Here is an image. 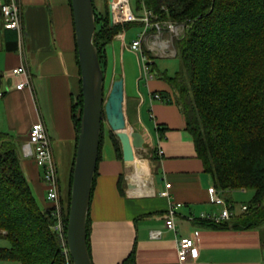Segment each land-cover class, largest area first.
Here are the masks:
<instances>
[{"label":"crops","instance_id":"obj_1","mask_svg":"<svg viewBox=\"0 0 264 264\" xmlns=\"http://www.w3.org/2000/svg\"><path fill=\"white\" fill-rule=\"evenodd\" d=\"M18 1L21 41L15 31L4 28L0 13V132L17 142L21 170L39 205L47 208L43 170L23 156L22 146L31 125L41 122L50 138L60 197L67 204L77 134L74 107L81 91L73 18L69 0ZM110 1L95 0L97 11L104 12L107 6L109 12ZM133 29L142 32L139 27ZM122 35L105 49V89L123 78L128 131L142 133L146 144L144 158L127 168L116 150L115 134L103 127L88 214L92 264H179L181 237L195 240L196 250L185 264H264L263 227L216 228L200 222L201 215L222 210L212 203V191L230 206L232 192L214 187L166 82L157 76L148 82L140 80V71L132 77L124 62L120 74H115L118 57L125 50ZM20 65L28 72L29 86L19 91L14 88L18 78L10 71ZM131 180L138 188L128 189ZM166 184H170L169 194L163 197L160 193ZM177 204L172 231L164 225L165 215ZM153 231L159 236L152 238Z\"/></svg>","mask_w":264,"mask_h":264},{"label":"trees","instance_id":"obj_2","mask_svg":"<svg viewBox=\"0 0 264 264\" xmlns=\"http://www.w3.org/2000/svg\"><path fill=\"white\" fill-rule=\"evenodd\" d=\"M92 1L96 26L93 42L105 75L106 46L126 29L143 28V23L111 25L107 6L100 12ZM143 7L152 13V21L172 22L185 29L175 41L180 70L169 76L159 72L154 62L150 66L171 89L196 155L214 187L222 192L253 193L244 205L246 210L230 220L200 222L216 228L263 225L264 0H136L134 13ZM81 105L80 91L74 107L76 133ZM104 122L103 115L102 130ZM113 138L121 157V147ZM52 214V208L39 205L21 170L17 142L0 132V240L9 243V247H0V261L68 264L52 230ZM86 233L90 254L89 216Z\"/></svg>","mask_w":264,"mask_h":264},{"label":"water","instance_id":"obj_3","mask_svg":"<svg viewBox=\"0 0 264 264\" xmlns=\"http://www.w3.org/2000/svg\"><path fill=\"white\" fill-rule=\"evenodd\" d=\"M76 52L81 82V115L76 134L71 174L66 245L72 264H92L87 247V218L97 168L103 115L119 141L124 165L134 168L144 158L146 139L138 131H128L124 112V80H114L105 94L104 74L93 38L96 30L92 0H70ZM145 183V179L142 180ZM128 189L138 185L132 180Z\"/></svg>","mask_w":264,"mask_h":264},{"label":"built area","instance_id":"obj_4","mask_svg":"<svg viewBox=\"0 0 264 264\" xmlns=\"http://www.w3.org/2000/svg\"><path fill=\"white\" fill-rule=\"evenodd\" d=\"M0 13L3 17V26L6 30L15 31L21 41L22 37V17L21 8L18 0H0ZM109 20L111 25H123L131 22L143 23L141 33L131 42L130 50L138 53L141 61L140 80L148 82L155 78V74L151 70L152 61L149 60L146 53L142 50V43L150 36L149 31H153L152 46L161 53V56L173 57L176 55V50L172 47L173 36H178L183 25L172 22L152 21L153 15L144 7L142 15H136L131 10L130 0H111L109 4ZM125 32L123 31V37ZM168 36L164 39L163 36ZM12 77L18 78V82L14 85L16 90H24L29 86V75L24 65H20L10 71ZM22 153L25 158H30L34 161L36 166L42 168V179L46 189V201L53 209L54 224L53 232L57 235L62 253L66 258L68 264H72L69 252L66 245V222L68 214V205L65 204L59 193V179L56 164L52 155L50 138L46 132L44 125L41 122H35L31 125L27 141L22 146ZM161 155L162 151L158 150ZM170 184H166L164 191L160 193L163 197H168V189ZM212 203L222 206L219 214L215 215H201V219L209 220L213 223L220 224L230 220L236 216L224 199H222L216 191H212ZM180 205L171 206L165 215V227L169 230L175 231L174 217L176 209ZM246 207L243 205L241 211H245ZM159 232H151V237L156 238ZM195 240L190 237H181L177 241V258L179 264H185L189 256L195 251Z\"/></svg>","mask_w":264,"mask_h":264},{"label":"rangeland","instance_id":"obj_5","mask_svg":"<svg viewBox=\"0 0 264 264\" xmlns=\"http://www.w3.org/2000/svg\"><path fill=\"white\" fill-rule=\"evenodd\" d=\"M130 7H131L132 11L137 12L136 11V0H130ZM136 14L142 15V11H139ZM142 29L143 28H141V30ZM138 31L136 29H133V28L126 29L125 37H124V41H123V45L125 46V50L123 52L124 56L119 55V57H118L119 59L117 61V68L114 69V70H116L115 74H120L122 62H124L125 67L128 66L131 69V75L133 74L132 77L139 76V71L141 73V70H140L141 61H140L139 55H138V53H135V52L130 50V44L137 37V34L140 32V31L139 32ZM184 31H185V29H184V27H182L179 31L178 36H175V37L173 36L171 48L175 49V41L178 38H181L183 36ZM149 35L150 36L146 39V41L142 43V50L144 51V53H146L149 60H151L155 63L159 72H166L169 76L174 75L176 72H178L180 70V67H181V63H180L179 58L176 56L170 57L171 53H169V56L163 57V56H161V53L158 50H156V49L153 50V46H152L153 32H151V34H149ZM163 38L168 39V36L164 35ZM104 84H106V81L104 82ZM108 89H105L106 95L109 91ZM103 125L107 126L106 122H104ZM252 194L253 193L251 191H244V192L235 191V192H232V194H231V202H232V207H233L232 210L235 214L239 215L241 213L242 206L246 205L248 202H250V200L252 198ZM36 200H38V199L36 198ZM40 206H42V205H40ZM261 227H263V229H264V224L261 225ZM0 247H9V243L6 240H0ZM0 264H18V263L17 262H10V261H0Z\"/></svg>","mask_w":264,"mask_h":264}]
</instances>
